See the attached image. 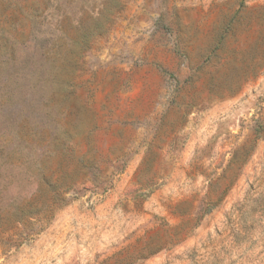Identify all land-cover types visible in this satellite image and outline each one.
<instances>
[{
	"label": "rangeland",
	"instance_id": "obj_1",
	"mask_svg": "<svg viewBox=\"0 0 264 264\" xmlns=\"http://www.w3.org/2000/svg\"><path fill=\"white\" fill-rule=\"evenodd\" d=\"M0 264H264V0H0Z\"/></svg>",
	"mask_w": 264,
	"mask_h": 264
}]
</instances>
